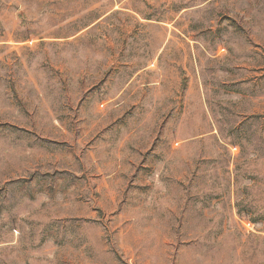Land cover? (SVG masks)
Segmentation results:
<instances>
[{
    "label": "rangeland",
    "instance_id": "obj_1",
    "mask_svg": "<svg viewBox=\"0 0 264 264\" xmlns=\"http://www.w3.org/2000/svg\"><path fill=\"white\" fill-rule=\"evenodd\" d=\"M0 264H264V0H0Z\"/></svg>",
    "mask_w": 264,
    "mask_h": 264
},
{
    "label": "trees",
    "instance_id": "obj_2",
    "mask_svg": "<svg viewBox=\"0 0 264 264\" xmlns=\"http://www.w3.org/2000/svg\"><path fill=\"white\" fill-rule=\"evenodd\" d=\"M100 17V15L99 16H97V19ZM145 19H153L150 15H147V16H145L144 17Z\"/></svg>",
    "mask_w": 264,
    "mask_h": 264
}]
</instances>
